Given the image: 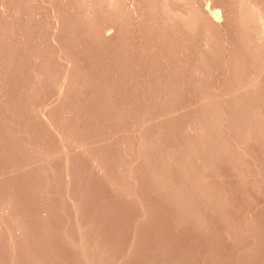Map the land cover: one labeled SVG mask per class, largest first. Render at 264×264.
I'll return each instance as SVG.
<instances>
[{"label": "rangeland", "instance_id": "rangeland-1", "mask_svg": "<svg viewBox=\"0 0 264 264\" xmlns=\"http://www.w3.org/2000/svg\"><path fill=\"white\" fill-rule=\"evenodd\" d=\"M0 264H264V0H0Z\"/></svg>", "mask_w": 264, "mask_h": 264}, {"label": "bare ground", "instance_id": "bare-ground-1", "mask_svg": "<svg viewBox=\"0 0 264 264\" xmlns=\"http://www.w3.org/2000/svg\"><path fill=\"white\" fill-rule=\"evenodd\" d=\"M208 8V7H207ZM206 9V8H205ZM208 10H210L208 13L211 15V17L213 18V19H215V20H218V13H219V11L218 10H216L215 8H210V9H208ZM205 13H206V11H205ZM208 15V14H207ZM210 15H209V17H210ZM111 21H112V19H111ZM111 26V25H110ZM97 134V133H96ZM99 136V135H98ZM101 136V135H100ZM97 137V136H96ZM103 137V136H102Z\"/></svg>", "mask_w": 264, "mask_h": 264}]
</instances>
